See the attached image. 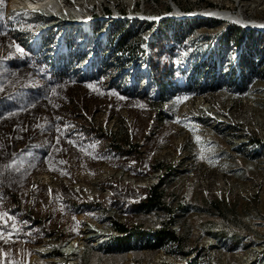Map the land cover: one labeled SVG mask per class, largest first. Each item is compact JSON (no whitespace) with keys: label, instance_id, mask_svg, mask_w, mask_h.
Instances as JSON below:
<instances>
[{"label":"rangeland","instance_id":"1","mask_svg":"<svg viewBox=\"0 0 264 264\" xmlns=\"http://www.w3.org/2000/svg\"><path fill=\"white\" fill-rule=\"evenodd\" d=\"M6 4L0 264H29L33 257L37 264H66L53 258L62 244L54 248L75 236L84 239L78 264H140L161 250L169 264H264V33L240 41L242 60L260 57L239 75L243 86H224L211 72L202 88L150 100L106 86L108 56L89 61V47L80 49L73 34L48 32L37 48H27L36 25L5 18ZM54 36L64 51L54 50ZM3 37L14 47H2ZM74 61L82 65L75 74ZM157 181L162 202L146 206ZM119 220L128 230L104 246H94L83 230L86 222L107 227ZM169 221L178 246L153 236ZM43 244L47 253L38 254ZM195 248L212 252L188 255Z\"/></svg>","mask_w":264,"mask_h":264},{"label":"bare ground","instance_id":"2","mask_svg":"<svg viewBox=\"0 0 264 264\" xmlns=\"http://www.w3.org/2000/svg\"><path fill=\"white\" fill-rule=\"evenodd\" d=\"M220 13L258 22L264 20V0H9L6 17L32 28L36 25L26 45L29 49L37 48L39 39L48 32L73 34L80 49L84 45L89 47V61L93 57L99 59V54L102 58L108 56L112 72L104 81L106 86L155 100L183 93L189 86L202 88L204 78L211 72L224 86L231 84L235 88L239 75L259 64L260 57L244 61L237 50L248 35L264 33V26L225 18ZM219 23L223 26L210 37L204 33L206 28ZM236 29L240 38H234ZM54 39L53 44L58 45L54 50L64 51L62 38ZM263 45L260 44L261 48ZM80 64L74 61L69 71H81ZM76 74L83 76L82 72ZM239 85L244 82H238ZM172 228L175 230V226ZM83 230L89 232L87 239L94 246L107 245L124 234L112 223L97 227L86 222ZM83 241L77 236L57 241L54 249L62 244L64 250L60 247L53 258L62 256L67 259L66 264H78L84 251ZM206 244L213 248L211 241ZM36 251L46 254L47 248L43 244ZM211 252L204 251V256L209 257ZM35 260L33 257L29 264H37ZM54 264L65 262L59 260ZM122 264L139 263L129 260ZM140 264H169V254L161 250L155 258Z\"/></svg>","mask_w":264,"mask_h":264},{"label":"trees","instance_id":"3","mask_svg":"<svg viewBox=\"0 0 264 264\" xmlns=\"http://www.w3.org/2000/svg\"><path fill=\"white\" fill-rule=\"evenodd\" d=\"M7 0V4H8ZM7 4H6V12H7ZM6 12H5V18H6ZM19 39V38H18ZM19 43L22 44V42L19 39ZM23 45V44H22ZM1 46H7V47H14L13 43H11L10 41L5 40V38H2V42H1ZM24 46V45H23ZM24 49L26 50V48L24 47ZM29 53H31L29 51ZM32 54V53H31ZM160 181H157L156 184H152L151 186H149L145 199H144V204L146 206H153V205H159L162 202V193L161 191H158V187H159ZM171 221L168 222V225H165L163 227H161L160 229L154 231V237L157 240H169V242L171 241H175L179 244V237L176 236L174 234V232L172 231V229L170 228L171 225ZM115 227L121 231V232H126L128 229L125 225L121 224V223H116Z\"/></svg>","mask_w":264,"mask_h":264},{"label":"built area","instance_id":"4","mask_svg":"<svg viewBox=\"0 0 264 264\" xmlns=\"http://www.w3.org/2000/svg\"><path fill=\"white\" fill-rule=\"evenodd\" d=\"M175 12V11H174ZM192 13H200V12H192ZM207 13H215V12H207ZM223 15V13H220ZM225 18H233V19H236V20H240L242 22H245V23H250V25H258V26H264V20H260L258 22H251L249 19H244V18H241V16H226V15H223ZM263 248H264V245H263ZM263 250V249H262ZM189 254H204V252L199 249V248H195L193 252L191 253H188ZM188 256H186L185 259H187ZM174 262L170 263V264H173Z\"/></svg>","mask_w":264,"mask_h":264},{"label":"snow or ice","instance_id":"5","mask_svg":"<svg viewBox=\"0 0 264 264\" xmlns=\"http://www.w3.org/2000/svg\"><path fill=\"white\" fill-rule=\"evenodd\" d=\"M4 3H5V0H0V7L4 6ZM8 167H12V165H8Z\"/></svg>","mask_w":264,"mask_h":264}]
</instances>
